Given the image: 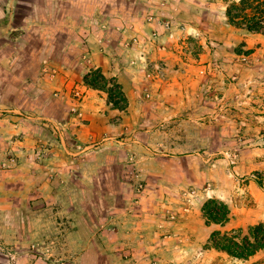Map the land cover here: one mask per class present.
I'll list each match as a JSON object with an SVG mask.
<instances>
[{"label": "rangeland", "instance_id": "rangeland-1", "mask_svg": "<svg viewBox=\"0 0 264 264\" xmlns=\"http://www.w3.org/2000/svg\"><path fill=\"white\" fill-rule=\"evenodd\" d=\"M139 2L147 1L0 0V104L22 112L27 106L37 113L30 101L39 98L46 114L60 119L55 95L35 94L45 74L54 69L45 60L55 50L59 22H71L66 19L73 16L99 20L122 6L135 11ZM203 37L190 39L206 41V49L217 57L206 88V127H196L187 110L171 117L160 114L164 126L154 119L144 125L119 116L98 142L90 138L65 147L58 142L61 135L67 139L60 121L44 120L47 138L40 143L57 148L58 158L70 157L68 169L73 173L59 179L64 184L59 193L63 206L0 207V264H264V248L239 259L208 244L214 230L245 231L264 222V201L248 190L254 181L264 192V34L242 28L222 46ZM224 71L227 76L220 73ZM76 103L74 96L71 114ZM69 131L76 135L74 129ZM163 131L177 143H157ZM4 152L0 169L9 170L17 156ZM155 153L175 157L162 154L158 165L145 163L142 156ZM196 153L203 155L198 159ZM202 165L208 169L196 173ZM155 167L162 169V184L156 183ZM233 194L244 208V222L232 228L207 222L203 202H225Z\"/></svg>", "mask_w": 264, "mask_h": 264}, {"label": "crops", "instance_id": "crops-1", "mask_svg": "<svg viewBox=\"0 0 264 264\" xmlns=\"http://www.w3.org/2000/svg\"><path fill=\"white\" fill-rule=\"evenodd\" d=\"M144 1L147 2H141L142 9L136 16H131L130 11L122 6L111 10L99 20L93 16H73L66 19L71 22H59L57 39L52 45L55 50H51L45 60L54 69H49L45 74L46 80L35 94L38 97L55 95L53 104L59 105L61 109L60 119L48 116L44 103L39 98L30 101L37 113L28 111L27 106L22 112L17 106L0 104V151L17 156L13 168L0 169V207L63 206L59 193L64 184L59 179L72 172L68 169L71 168L68 164L70 157L68 159L62 155L58 158L55 147L52 148V156L42 162L34 159L33 155V149L39 140L45 138V135L47 138L43 127L48 123L44 120L60 121V131L66 133L67 139L64 140L61 135V140L57 141L65 147L70 142L90 138H96L98 142V136L110 133L114 128L116 124L113 119L116 116L133 117L144 121V125H150L151 119H154L156 123L163 125L160 114L162 116L166 113L171 117L187 110L191 115L189 119L197 123L196 127L207 126L206 118L210 109L206 102V90L210 86L207 84L213 80L209 73L217 64V57L206 49V41L191 40L190 36L193 38L196 34L202 37L204 35L203 38L208 42L222 46L221 43L226 42L229 35L242 30L229 23L225 14L227 5L234 0ZM133 17L135 19L131 21ZM213 36L217 39L214 40ZM141 56L149 61H162L163 77L154 80L144 78L140 70ZM95 70L118 83L126 98L125 109L114 107L109 102L106 91L93 88L84 81V76ZM224 76H227L226 73ZM145 82L147 85L144 88ZM76 89L81 92L82 97L76 112L71 114L69 108ZM144 89L148 91L150 99L145 96ZM55 126L58 128V125ZM69 128L74 129L75 136L68 134ZM164 133L165 131L156 139L157 143H177L170 137L163 136ZM13 134L19 135L14 141H10ZM48 138L51 139L50 136ZM162 154L167 159L175 157L168 153L142 157L145 163L153 161L158 165ZM202 155L203 153L194 154L198 159ZM200 158L203 160V157ZM207 169L208 166L202 165L196 173L203 174ZM153 170L157 178L155 180L158 181L156 183L162 184V169L155 167ZM49 178L53 179L52 182ZM248 190L256 200L260 198L264 201V192L254 181L249 182ZM234 196L233 194L230 200L224 202L229 208L228 220L225 224L213 223L215 226L232 228L237 226V221L244 222V208Z\"/></svg>", "mask_w": 264, "mask_h": 264}, {"label": "trees", "instance_id": "trees-1", "mask_svg": "<svg viewBox=\"0 0 264 264\" xmlns=\"http://www.w3.org/2000/svg\"><path fill=\"white\" fill-rule=\"evenodd\" d=\"M138 6L135 11H130L132 15L141 11V2ZM225 14L229 23L264 34V0L231 1L226 7ZM84 81L93 88L106 91L108 100L114 107L125 109L126 98L114 79H108L100 71L95 70L86 74ZM201 212L207 222L223 224L229 218L228 206L215 198L204 201ZM208 244L209 247L225 252L229 256L248 259L264 248V222L248 226L245 231L241 228L228 231L214 230L210 234Z\"/></svg>", "mask_w": 264, "mask_h": 264}, {"label": "built area", "instance_id": "built-area-1", "mask_svg": "<svg viewBox=\"0 0 264 264\" xmlns=\"http://www.w3.org/2000/svg\"><path fill=\"white\" fill-rule=\"evenodd\" d=\"M141 63L140 70H142V75L144 78L147 80H154V78H162L164 75V64L162 61L159 60H152L149 61L145 57L141 56L139 59ZM145 90V96L149 97V93L146 89ZM74 96L76 98V104H73L71 106V110L75 111L77 110L79 103L81 101L82 94L81 92L76 89L74 91ZM116 120L119 119V116L115 117ZM52 145L49 143H38L36 147L33 149V155L35 156L36 159H46L52 155ZM14 158H10V160H13Z\"/></svg>", "mask_w": 264, "mask_h": 264}]
</instances>
